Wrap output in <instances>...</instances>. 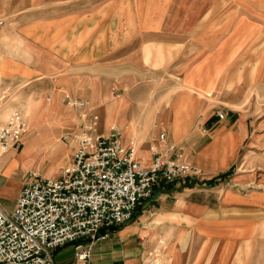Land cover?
Here are the masks:
<instances>
[{"label":"crops","instance_id":"0c3cea01","mask_svg":"<svg viewBox=\"0 0 264 264\" xmlns=\"http://www.w3.org/2000/svg\"><path fill=\"white\" fill-rule=\"evenodd\" d=\"M261 5L262 0H0V51H27L37 59L36 64L3 59L0 75L12 71L5 76L41 81L40 92L59 102L45 104L55 109L56 120L35 125L18 157H3L2 190L14 182L20 160L35 166L48 159V169L54 168L62 131L81 127L63 111L61 100L77 97L99 115L101 131L125 127L123 142L138 141L143 166L153 163L152 147L163 153L176 146L182 160L197 168V174L158 185L143 205L163 223L172 248L168 264H264L259 255L264 225L245 217L247 206L264 202ZM50 51L64 52L68 73L47 81L53 70ZM92 63L95 69L109 67L110 75H91ZM144 79L164 88L152 110L134 91ZM114 91L121 94L115 98ZM6 119L0 114V122ZM23 143L25 138L13 149ZM146 213L140 217L145 222ZM165 239L153 243L154 250ZM110 246H99L96 259H104Z\"/></svg>","mask_w":264,"mask_h":264},{"label":"built area","instance_id":"2783aa9c","mask_svg":"<svg viewBox=\"0 0 264 264\" xmlns=\"http://www.w3.org/2000/svg\"><path fill=\"white\" fill-rule=\"evenodd\" d=\"M66 98L70 109L82 111L80 129L63 137L73 149L72 162L60 178L28 173L15 208L8 212L0 205V264H56L55 253L68 244L75 246L76 264H92L94 245L109 236L104 228L133 220L158 185L198 173L176 146L163 153L152 147L153 163L143 166L135 138L125 145L118 125L102 132L99 115L86 101ZM27 133V120L18 111L0 122V163ZM162 261L161 251L154 250L138 264Z\"/></svg>","mask_w":264,"mask_h":264},{"label":"rangeland","instance_id":"374dc122","mask_svg":"<svg viewBox=\"0 0 264 264\" xmlns=\"http://www.w3.org/2000/svg\"><path fill=\"white\" fill-rule=\"evenodd\" d=\"M169 0H166L168 2ZM259 10V9H258ZM260 12L262 13L261 16L264 20V0H262V5L260 8ZM174 51V50H173ZM262 51H264V39L262 41ZM16 51H0V65L4 63L3 59H18L21 61L28 60L32 64H36V57H31L27 54V51H17L19 55H14ZM50 58H53L50 65L53 67L52 71L49 73L50 76H47L45 79L47 81L61 79L65 75H67V64H63L67 57L64 55L63 51H50ZM263 56V55H262ZM93 61V60H92ZM6 62V60H5ZM100 62V61H99ZM104 64V61L101 62ZM100 63V64H101ZM13 64L10 62L6 65L9 68L12 67ZM61 66H64L61 67ZM97 66V65H96ZM99 66V64H98ZM109 67L102 68V69H95V64L92 63L88 70L91 75L98 74L102 76L110 75ZM74 69H70V72H73ZM12 72V71H11ZM11 72H6V74H11ZM126 73V72H124ZM0 75V114L8 117L12 112L18 111L21 112L27 122H28V133L20 139V141L25 138L26 143L17 145L14 149L13 147L11 150L6 154L10 155L6 158V161L10 159V157H18L22 151L25 150L27 143H29L33 136L35 135V125L42 124L47 119L51 122L57 119L55 116V109L50 106H47L51 103H57L58 99L53 95H43L40 92V83L41 81H32L30 84L26 83L23 79L20 78H10V76ZM157 83L151 81L149 79H144L138 82L137 86L134 88V91L139 95V102L141 105L148 107V110H152L157 105H159L161 101V96L159 92H164V88H159L156 85ZM166 97L169 96V89H165ZM61 91V90H59ZM114 97L117 98L121 91H114ZM154 95V96H153ZM47 96V97H46ZM159 97V98H158ZM66 97L64 96L61 100L60 106L62 107L63 111L68 114H73L75 120H77L80 124L82 122V111H76L69 108L67 105ZM30 101V102H29ZM59 103V102H58ZM47 104V105H45ZM123 119L118 118L117 123L119 125L123 124ZM32 126V127H31ZM123 127V126H122ZM73 127L65 128L60 137L59 143L56 147V162L53 169H48L47 164L49 165L48 159H44L39 163V165L33 166L32 164L23 165V160H20L21 164L20 167L16 170L17 173L13 177L14 182L8 181L6 190H2V183L4 176L0 175V205L6 211L11 212L15 208L16 199L13 198V194L15 190L18 188L19 183L22 185L25 184L28 173L34 172L39 173L44 178H60L62 175V171L64 166L69 164L71 161L70 157V147L65 145L62 142L63 135L71 132ZM124 128V127H123ZM106 132V131H102ZM124 139V134L122 133V140ZM55 154V153H53ZM33 158L38 157V153L35 152L32 154ZM5 162V161H4ZM58 162V163H57ZM57 163V165H56ZM51 165V164H50ZM64 165V166H63ZM3 179V180H2ZM29 181V180H28ZM10 182V183H9ZM252 190L249 189L245 192L247 194ZM255 190V189H254ZM148 203V202H147ZM145 203V204H147ZM149 206H152V203H148ZM147 204V205H148ZM144 203L141 207H139L135 217L133 220L128 222L127 226L123 225L122 227L117 228H104L103 233H108V242H97L94 245V256L92 260V264H106L116 262L115 264H138L141 261L146 260L149 253L154 251L153 243L156 245L159 240L165 239L166 244L162 245L160 251L163 256L162 264H168V260H170V256L168 255L172 248L168 246L169 241L167 240V236L165 231L163 230V223L157 220L155 217L150 215V212L146 211L147 208L143 207ZM147 212L149 220L145 222V218L142 217V212ZM247 221L249 222H260L264 225V202L261 203L260 206H247L246 208V215ZM140 218V219H139ZM136 220V221H135ZM135 221V222H134ZM264 229V226H263ZM147 235V238H145ZM189 243V242H188ZM102 244L110 246L107 249V254H104V259L97 258L98 254V247ZM170 245V244H169ZM260 253L259 255L263 257L264 261V231L262 232V244H260ZM75 246L73 244H68L63 246L55 253V262L56 264H75L74 259V252ZM190 248V247H188ZM190 252V249H188ZM253 254V253H250ZM248 255V254H247ZM258 256V253H255ZM173 257V256H172Z\"/></svg>","mask_w":264,"mask_h":264},{"label":"bare ground","instance_id":"6f19581e","mask_svg":"<svg viewBox=\"0 0 264 264\" xmlns=\"http://www.w3.org/2000/svg\"><path fill=\"white\" fill-rule=\"evenodd\" d=\"M111 126H113V125H111ZM111 126H110V127H111ZM110 127H109V128H110ZM28 130H29V128H28ZM122 131H123V133H124V131H125V127H124V128H122Z\"/></svg>","mask_w":264,"mask_h":264}]
</instances>
